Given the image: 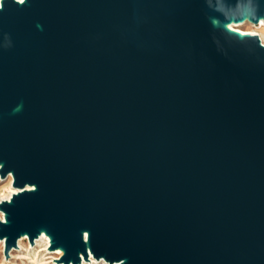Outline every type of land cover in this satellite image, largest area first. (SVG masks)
Instances as JSON below:
<instances>
[{
  "label": "water",
  "instance_id": "water-1",
  "mask_svg": "<svg viewBox=\"0 0 264 264\" xmlns=\"http://www.w3.org/2000/svg\"><path fill=\"white\" fill-rule=\"evenodd\" d=\"M264 0H1L0 239L56 261L264 264Z\"/></svg>",
  "mask_w": 264,
  "mask_h": 264
},
{
  "label": "rangeland",
  "instance_id": "rangeland-1",
  "mask_svg": "<svg viewBox=\"0 0 264 264\" xmlns=\"http://www.w3.org/2000/svg\"><path fill=\"white\" fill-rule=\"evenodd\" d=\"M246 22L251 23L248 21ZM241 28L244 30H254V31L260 32L264 40V29L263 28L260 29V28L251 26L249 24ZM8 191H9L8 180L7 179L4 180L0 177V199L5 198L9 193ZM42 244H43L42 242H39L37 244L34 243L33 245H31L27 238L26 240L23 241L22 247L18 246L17 250L12 248V252H10L9 258H6L3 253L4 247H2L4 245H2V243L0 242V264H62L54 260V258L57 257L56 255H54L53 253H50V251L43 250V246H41Z\"/></svg>",
  "mask_w": 264,
  "mask_h": 264
},
{
  "label": "bare ground",
  "instance_id": "bare-ground-1",
  "mask_svg": "<svg viewBox=\"0 0 264 264\" xmlns=\"http://www.w3.org/2000/svg\"><path fill=\"white\" fill-rule=\"evenodd\" d=\"M19 1H22V0H19ZM0 3H1V0H0ZM251 25V26H254V27H257V28H260V29H264V21L263 20H261L259 23H257V24H251V23H247L246 21L245 22H239V23H232V24H230V27L231 28H233V29H236V30H238V31H240V32H242V33H248V34H259L260 36H261V38H262V40H263V37H262V35H261V33L260 32H258V31H254V30H244V29H242L241 27H243V26H245V25ZM257 34V35H258ZM258 35V36H259ZM263 42H264V40H263ZM7 180H8V184H9V193H8V195L5 197V198H3V199H9L10 198V196H11V194L12 193H14V192H17L18 191V189L17 188H14L13 186H12V176L11 175H9L7 178H6ZM6 179H4V180H6ZM0 200H2V199H0ZM3 217H2V213L0 212V219H2ZM28 237L27 236H22V237H20L19 239H18V241H17V243H18V246H21L22 247V243H23V241L24 240H26ZM0 242L2 243V245H4V240H1L0 239ZM39 242H42L43 244L41 245V246H43V250H47V251H50V253H53L54 255H56L57 257L56 258H54V260H57L58 258H60V256L63 254V252L60 250V249H56V250H49L48 249V246H49V238L44 234V233H42L40 236H39V238H37V239H35V241H34V243H39ZM30 243V242H29ZM33 243V244H34ZM31 244V243H30ZM33 244H31V245H33ZM40 245V244H39ZM3 247V246H2ZM15 250H17L18 249V247L17 248H14ZM10 252H12V250L10 251ZM92 261V262H91ZM90 262H91V264H110V263H108V262H106L105 260H103V259H100V260H97L96 258H94L92 255H90V258L88 259V260H84V259H82V261H81V263L80 264H90Z\"/></svg>",
  "mask_w": 264,
  "mask_h": 264
},
{
  "label": "built area",
  "instance_id": "built-area-1",
  "mask_svg": "<svg viewBox=\"0 0 264 264\" xmlns=\"http://www.w3.org/2000/svg\"><path fill=\"white\" fill-rule=\"evenodd\" d=\"M260 37V36H259ZM261 39V38H260ZM261 41H262V39H261ZM263 42V41H262Z\"/></svg>",
  "mask_w": 264,
  "mask_h": 264
}]
</instances>
